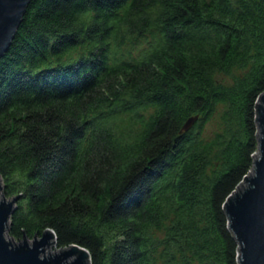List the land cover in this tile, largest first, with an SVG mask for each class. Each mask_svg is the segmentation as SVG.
Instances as JSON below:
<instances>
[{
  "label": "trees",
  "instance_id": "1",
  "mask_svg": "<svg viewBox=\"0 0 264 264\" xmlns=\"http://www.w3.org/2000/svg\"><path fill=\"white\" fill-rule=\"evenodd\" d=\"M263 92L264 0H31L0 59L9 235L91 264H239L224 204Z\"/></svg>",
  "mask_w": 264,
  "mask_h": 264
},
{
  "label": "water",
  "instance_id": "2",
  "mask_svg": "<svg viewBox=\"0 0 264 264\" xmlns=\"http://www.w3.org/2000/svg\"><path fill=\"white\" fill-rule=\"evenodd\" d=\"M31 0H0V59L14 39ZM263 102V103H262ZM258 150L251 171L227 198L229 228L239 243V264H264V92L256 102ZM0 176V264H91L87 249L58 247L52 231L18 242L9 235L18 197L7 198ZM246 185V187H244ZM52 245L53 254L46 253Z\"/></svg>",
  "mask_w": 264,
  "mask_h": 264
},
{
  "label": "rangeland",
  "instance_id": "3",
  "mask_svg": "<svg viewBox=\"0 0 264 264\" xmlns=\"http://www.w3.org/2000/svg\"><path fill=\"white\" fill-rule=\"evenodd\" d=\"M262 103H263V102H262ZM207 129H208V131H211V130L213 129V123H212V124H209V125L207 126ZM1 184H2V186H3V182H1ZM244 187H246V185H245ZM3 188H4V186H3ZM15 206H16V204H15ZM15 241L18 242L19 240H16V239H15ZM56 250H57V248H55V246L52 245V247H48V248H47L46 253H49V252H50L51 254H53L54 252H56Z\"/></svg>",
  "mask_w": 264,
  "mask_h": 264
}]
</instances>
